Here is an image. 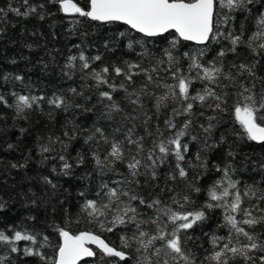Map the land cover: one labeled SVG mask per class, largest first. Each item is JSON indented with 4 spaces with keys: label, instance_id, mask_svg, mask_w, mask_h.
<instances>
[{
    "label": "snow or ice",
    "instance_id": "6c2138e0",
    "mask_svg": "<svg viewBox=\"0 0 264 264\" xmlns=\"http://www.w3.org/2000/svg\"><path fill=\"white\" fill-rule=\"evenodd\" d=\"M49 3L57 4L65 14L102 23L119 22L141 34L127 37L129 49L135 51L136 45L140 48L135 61L106 65L97 71L92 62L100 61L99 55L89 58L81 51L78 57L80 70L94 81L102 106L100 119L116 122L119 117L122 121L113 134L96 124H73L62 132L64 139L50 135L38 144L43 160L57 161L58 174L67 177L85 165V154H68L70 144L82 139L93 172L101 177L107 173L117 177H110V182L101 180L92 198L83 191L79 193L83 198L80 211L97 231L86 229L73 234L67 226H52L61 240L52 264H80L86 257L95 258L98 264H110L112 258L125 264H264V179L241 188V181L233 178L235 153L229 151L230 161L223 167L216 166L220 176L208 187L207 199L202 204L193 199L194 193L202 191L194 180L209 168L205 150L216 148L225 139L221 135L218 141L212 140L225 113L231 114L242 136L264 145V76L257 71L264 62V0H87L86 8L77 0ZM44 7L22 0L19 7L9 4L0 8V19L9 12L23 17L39 14L43 19L44 14L38 10ZM241 17L249 27L237 23ZM119 35L124 37L125 33ZM161 41L169 46L153 52L149 45ZM181 42L204 47L181 52ZM211 43L219 48L211 60H205ZM241 47L247 49L244 58L238 51ZM229 54L237 60L226 62ZM76 60V56L69 57L67 67L74 68L72 62ZM115 78L120 82L116 83ZM137 78H142L139 85ZM197 83L201 85L198 89ZM71 92L82 95L75 88ZM114 93L123 95L118 99ZM11 95L14 103L0 95V104L25 120L26 110L38 107L44 99L15 92ZM47 102L68 110L63 96L54 95ZM189 141L201 145L191 158L187 155L191 150ZM252 163L253 170L264 176V158ZM166 164L171 169L166 179L183 181L184 188L160 189L168 193L166 199L159 193L145 195L140 189L158 188L151 182L158 181L159 169ZM121 167L126 171H120ZM190 169L195 171L193 180L189 179ZM51 171L57 173V165ZM44 181L56 187L48 177ZM3 206L0 203V209ZM216 209L222 210L219 227L226 229V235L205 233L210 247L201 255L203 246L195 244L190 230L201 226ZM117 230L122 233L119 246L102 237L105 232ZM20 242H28L29 246L21 249ZM48 245V235L26 228L0 230V248L7 250V254L0 253V264H11L13 253L47 260L41 249Z\"/></svg>",
    "mask_w": 264,
    "mask_h": 264
},
{
    "label": "trees",
    "instance_id": "16d2710c",
    "mask_svg": "<svg viewBox=\"0 0 264 264\" xmlns=\"http://www.w3.org/2000/svg\"><path fill=\"white\" fill-rule=\"evenodd\" d=\"M81 7H87V0H77ZM22 0H0V8H7L9 4L19 7ZM32 5L44 4L38 12L44 14L40 19L39 14L27 17L16 16L9 12L0 19V95H4L9 103H14L12 93L44 97L39 106L32 110H26L27 119L16 118L13 109L0 104V203L4 206L0 209V230L26 228L31 232L49 236V245L41 251L47 257L42 260L38 256H24L21 253H13L10 256L11 264H52L56 256V246L61 243L58 233L53 225L67 226L73 234L91 229L97 231L93 224L87 223L80 208L83 198L81 191L92 198L101 180L110 182L117 177L113 173H107L103 177L93 172L91 161L87 159V146L82 139L73 141L68 149V154L75 157L78 152L85 154L86 161L83 167L74 169L73 175L63 176L58 174V162L54 160L44 161L39 152L38 144L50 135L60 136L66 127L77 124L81 127H91L93 124L104 127L106 132L113 134V129L122 123L119 117L116 122H108L100 119L102 106L98 103L97 90L94 81L86 76L85 71L80 70L78 57L83 51L85 56L91 58L99 55L100 61L92 62V68L97 71L110 64H120L123 61H135L136 52L140 50L135 46V51L127 47V37H140L141 34L130 30L128 26L118 22L101 23L91 21L77 14H65L59 11L57 4L49 3V0H29ZM23 11V8L21 9ZM237 23H244L249 27L243 17ZM120 32L125 36L121 37ZM172 37L169 36V40ZM187 45L185 47L184 45ZM107 45V46H106ZM153 52L167 48L165 41L149 45ZM192 42H181L178 51L193 52L202 48ZM219 48L218 44L211 43L206 49L205 60H211ZM240 58H244L247 49L241 47ZM76 56L72 62L75 67L69 69V57ZM237 60V57L229 54L226 62ZM186 67V65H185ZM258 74L264 76V62L258 66ZM20 76L22 80H16ZM142 78H137V85ZM119 83V78H115ZM201 87L199 83L196 88ZM261 87L256 83V88ZM75 88L77 95L71 92ZM54 95L63 96L68 105V110L58 109L48 104V99ZM119 99L123 93H114ZM146 105L149 103L145 102ZM79 104L82 107L76 108ZM84 108H91V112H85ZM147 110V108H146ZM201 121L203 118H199ZM25 129V131H21ZM142 134V129H138ZM198 132V128L196 129ZM242 129L234 122L230 113H225L220 124L212 133V140H219L224 135L223 142L217 147L205 150L208 157L209 168L207 172L194 182L202 189L201 193L193 194L197 204H202L207 199V189L220 173L216 166L223 167L230 161L228 152L235 153L233 161L236 169L233 178L241 181V188L245 184H254L264 179L258 171H254L252 161L264 158V145L247 140L242 136ZM46 142V141H45ZM211 143V141H209ZM13 145L9 148L8 145ZM190 152L188 157H193L201 145L195 141H189ZM103 151V149H101ZM56 153H52L55 155ZM47 155V154H45ZM174 165V161L171 162ZM23 165L13 168L12 165ZM53 165H57V173L51 171ZM169 165L159 169L160 178L151 182L158 184V188L145 186L140 189L145 195L159 193L162 198H167L168 193L160 189L175 187L177 191L184 188L183 181H168L166 174L170 171ZM120 171H126L120 168ZM91 173V175H86ZM44 177H48L56 185L45 183ZM195 178V171L189 170V179ZM143 180V178H141ZM210 218L201 226L190 230L195 238V244L202 245L203 249L210 247L208 235L216 233L226 235V229L219 227L223 222L222 210L216 209L209 213ZM119 230L113 233L105 232L102 237L119 246ZM243 239V238H241ZM191 245V242H190ZM21 249L29 246L28 242H20ZM95 249V247H93ZM0 253L7 254V250L0 248ZM80 264H98L95 258L85 259ZM110 264H125L118 258H112ZM128 264H132L131 261Z\"/></svg>",
    "mask_w": 264,
    "mask_h": 264
},
{
    "label": "water",
    "instance_id": "95a60500",
    "mask_svg": "<svg viewBox=\"0 0 264 264\" xmlns=\"http://www.w3.org/2000/svg\"><path fill=\"white\" fill-rule=\"evenodd\" d=\"M97 22H98V21H97ZM101 23H102V22H101ZM118 23H119V22H118ZM126 26H127V25H126ZM192 43H194V42H192ZM194 44H195V43H194ZM91 246H94V245H91ZM94 247H95V246H94ZM85 259H89V258L86 257V258H84L83 260H85ZM83 260H82V261H83Z\"/></svg>",
    "mask_w": 264,
    "mask_h": 264
}]
</instances>
